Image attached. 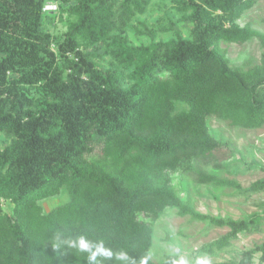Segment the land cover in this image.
Here are the masks:
<instances>
[{"label": "trees", "instance_id": "trees-1", "mask_svg": "<svg viewBox=\"0 0 264 264\" xmlns=\"http://www.w3.org/2000/svg\"><path fill=\"white\" fill-rule=\"evenodd\" d=\"M55 1L59 11L44 12ZM143 1L0 0V134L11 138L0 147V264H154L153 227L141 217L168 208L230 229L203 247L207 254L254 226L196 213L170 174L189 173L197 161L220 170L233 155L210 134V117L264 126V67L232 70L219 48L264 44L262 33L237 24L258 0H179L193 25L188 38L147 46L116 40L109 67L98 64L89 47L133 7L143 10ZM64 15L68 32L42 30L47 18ZM178 103L187 108L177 113ZM197 175L202 184L237 186ZM64 189L69 201L46 213L42 202ZM251 191L264 192V180ZM257 252L264 264V244L229 264H255Z\"/></svg>", "mask_w": 264, "mask_h": 264}, {"label": "rangeland", "instance_id": "rangeland-1", "mask_svg": "<svg viewBox=\"0 0 264 264\" xmlns=\"http://www.w3.org/2000/svg\"><path fill=\"white\" fill-rule=\"evenodd\" d=\"M115 1L118 3L117 7H121L123 0ZM178 1H143V10L133 7V14L126 19L123 18V21L111 29L104 39L89 47L88 52L97 54L96 62L108 68L113 61L111 46L116 40H126L132 46H147L153 42H168L179 36L188 38L193 25L189 20V14L178 9ZM61 2H49L58 7L53 12L59 11ZM71 19L74 21L75 17ZM237 24L241 27L248 26L264 35V0H258ZM69 29L67 15H64L63 19L47 18L42 27V30L55 36H61ZM81 43L84 44L83 40ZM219 48L225 53L232 70L247 73L264 67V44L258 39L244 45L222 41ZM82 49L85 50V47ZM186 108L187 106L178 103L176 112ZM207 125L213 138L229 143L233 147V155L224 162V167L220 170L215 169L213 164L194 162L189 173L179 171L170 174L172 185L181 200L196 213L225 220H253L254 226L250 231L231 239L229 246L207 254L203 252V247L225 237L230 231L229 228L216 227L191 216L182 217L176 208H168L156 219L142 216L141 218L150 222L153 227L149 258L154 264H162L170 256L175 257L174 264L239 263L244 252L264 244V192L251 191L254 183L264 180V126L259 129H243L234 127L230 122L220 120L216 116L210 117ZM0 139L4 141L0 147L11 142V138L5 134H0ZM198 169L214 174L219 179L232 181L237 186L219 187L214 184H202L197 180ZM69 198L68 190L64 189L60 195L43 201L42 205L47 213L67 203ZM2 205L7 211L13 207L5 200H2ZM261 257L262 252L255 254V264H262Z\"/></svg>", "mask_w": 264, "mask_h": 264}, {"label": "built area", "instance_id": "built-area-1", "mask_svg": "<svg viewBox=\"0 0 264 264\" xmlns=\"http://www.w3.org/2000/svg\"><path fill=\"white\" fill-rule=\"evenodd\" d=\"M57 9H58L57 5H53L52 3H49V4L45 5L44 12H53Z\"/></svg>", "mask_w": 264, "mask_h": 264}]
</instances>
